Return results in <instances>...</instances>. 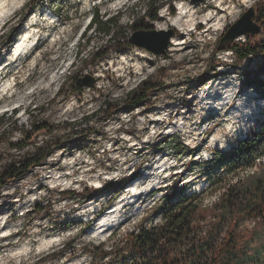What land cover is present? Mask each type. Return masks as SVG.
Wrapping results in <instances>:
<instances>
[{
	"label": "rangeland",
	"instance_id": "obj_1",
	"mask_svg": "<svg viewBox=\"0 0 264 264\" xmlns=\"http://www.w3.org/2000/svg\"><path fill=\"white\" fill-rule=\"evenodd\" d=\"M4 1L0 170L12 162L23 165L47 157L0 190V264H106L89 252L100 246L111 250L120 236L148 227L144 218L174 182L202 191L218 172L213 165L204 174V163L216 151L228 153L251 138L264 122V91L247 82H264V59L240 64L221 45L227 30L264 0L206 4L198 16L231 7L235 17L223 23L222 31L205 33L203 24L185 39H178L182 31L172 22L191 0H0V5ZM156 8L157 22L143 19L146 10ZM96 12L105 20L115 18L121 42L115 44L94 29L85 33ZM138 20L151 31H137L133 23ZM139 33L140 40L156 47L167 42L165 55L134 45ZM28 34V49L12 58ZM175 42L182 43L184 56H171ZM221 79L232 80L228 99L234 90L236 98L219 108L201 97ZM147 82L155 91L144 103H131V94ZM246 99L245 115L237 120L232 113ZM37 122L50 129L38 135L33 129ZM176 142L187 150H174ZM262 154L255 166L264 161V150ZM245 173H240L243 178ZM119 180L128 181L108 189ZM86 189L101 195L81 203ZM216 197L207 195V203ZM122 200L119 223L102 236H92L102 216Z\"/></svg>",
	"mask_w": 264,
	"mask_h": 264
},
{
	"label": "trees",
	"instance_id": "obj_2",
	"mask_svg": "<svg viewBox=\"0 0 264 264\" xmlns=\"http://www.w3.org/2000/svg\"><path fill=\"white\" fill-rule=\"evenodd\" d=\"M260 3L256 18L262 27L260 34L247 36L244 42L233 41L228 47L240 64L258 57L264 59V2ZM55 11L59 14L61 10ZM158 13V8L146 10L143 19L155 23ZM144 20L133 23L137 31H151ZM88 29H94L115 44L122 41L115 18L105 20L96 12L85 33ZM247 82L259 85L264 91L263 81L252 78ZM153 91L155 87L144 83L131 94V103L137 106L144 103ZM2 122L0 118V146L4 136ZM33 129L41 135L50 128L46 123L37 122ZM180 147L187 150L178 142L173 148L177 151ZM263 150L264 122L251 138L239 141L228 153L216 151L214 158L204 163V174L210 173L213 165L218 168L206 188L197 193L188 191L186 186L179 188L174 182L163 193L161 203L144 218L143 221L150 222L148 227L120 236L111 250L100 246L96 252H89L90 256L102 262L107 260L106 264H264V161L255 166ZM46 157L37 156L23 165L12 162L2 166L0 190L9 181L21 179ZM254 166L257 171L241 176L240 173ZM127 181L112 182L108 189L121 187ZM92 191L84 190L81 203L101 195L97 190ZM213 193L217 196L215 202L207 203V195ZM117 236L115 233L113 238Z\"/></svg>",
	"mask_w": 264,
	"mask_h": 264
},
{
	"label": "bare ground",
	"instance_id": "obj_3",
	"mask_svg": "<svg viewBox=\"0 0 264 264\" xmlns=\"http://www.w3.org/2000/svg\"><path fill=\"white\" fill-rule=\"evenodd\" d=\"M4 2H2L0 5V8H1L0 12L5 8L6 2L5 3ZM246 2L248 3L249 1H246ZM206 4L207 5L215 4L218 7H223L222 0H206L205 4L201 3L200 5H198L195 2L194 3L192 2L190 3V5H184L183 7H181L180 13L177 15L176 20L172 22V27L174 26L180 29V31H182V35L181 34L178 35L179 36L178 39L179 38L185 39L186 36L187 37L192 36L194 28L197 27L198 29L203 24H206L207 29H208L205 31V33H208L209 31H211V29H213L214 32L222 31L224 29L223 23H225L229 18L234 19L235 17V12H234L235 10H231V7L229 8L226 7V10H224L225 8L224 7L221 13H218V14L215 13L214 11H209L206 14L204 13L201 16H198L199 8L205 7ZM2 17L4 16L2 13H0V22L3 21ZM30 37H31L30 34H28L27 37H25L23 41H20L18 43V48L16 52L13 54L12 58L19 57L28 49L27 46L30 42V39H31ZM174 44L175 45H174V49H172L173 53L171 54V56H175L176 54H180V56L181 55L184 56L181 53L183 50L181 48L182 43L175 42ZM127 69L131 70L132 68L128 67ZM55 80L56 79H51L50 82H53ZM8 86L9 85H6L5 89L8 88ZM231 89H233L232 80L225 81L221 79V81L214 83L209 88H207L203 92V95L201 98L206 97V100L208 101H211L213 103L217 102L220 108L222 107V105L226 103V101L230 100L233 97V95L236 94V91L234 90L232 93V97L228 99L230 96L229 93ZM221 98H224L223 101ZM220 102H222V104ZM248 104H249V100L247 99L244 100V102L240 104L241 105L240 108L232 113V114L237 113L236 115H234L235 118H237V120H240L241 118L244 117ZM124 201L122 200L121 202H119L117 206H115L113 209H110L105 215L102 216L98 225H96V227L93 229V232L91 233L92 236H102L106 234L109 231V229H111L117 223H119V220L117 219L119 217L118 213Z\"/></svg>",
	"mask_w": 264,
	"mask_h": 264
},
{
	"label": "water",
	"instance_id": "obj_4",
	"mask_svg": "<svg viewBox=\"0 0 264 264\" xmlns=\"http://www.w3.org/2000/svg\"><path fill=\"white\" fill-rule=\"evenodd\" d=\"M195 3H201L204 0H191ZM257 8H250L242 18L231 26L225 35L221 39V45L223 48L228 50L230 43L236 41L238 38L243 36H255L261 32V26L256 22V18L258 15ZM154 33H147V35H153ZM142 33L136 35L135 39H133L132 43L142 48H146L151 52L156 53L157 55H165V49L167 48V42L163 47H156L151 45L150 42L140 40V36Z\"/></svg>",
	"mask_w": 264,
	"mask_h": 264
},
{
	"label": "built area",
	"instance_id": "obj_5",
	"mask_svg": "<svg viewBox=\"0 0 264 264\" xmlns=\"http://www.w3.org/2000/svg\"><path fill=\"white\" fill-rule=\"evenodd\" d=\"M258 163H259V162H258ZM254 171H255V168H254V170H247L246 173L244 174V176H245V175H249V174H253Z\"/></svg>",
	"mask_w": 264,
	"mask_h": 264
}]
</instances>
